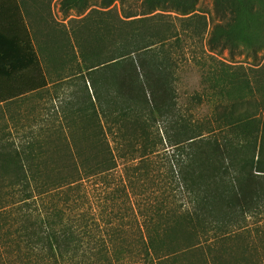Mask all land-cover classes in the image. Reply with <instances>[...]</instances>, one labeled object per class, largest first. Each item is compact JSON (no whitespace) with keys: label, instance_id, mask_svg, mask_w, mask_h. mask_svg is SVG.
<instances>
[{"label":"trees","instance_id":"trees-1","mask_svg":"<svg viewBox=\"0 0 264 264\" xmlns=\"http://www.w3.org/2000/svg\"><path fill=\"white\" fill-rule=\"evenodd\" d=\"M139 1L62 4L84 16L73 31L86 57L101 48L105 55L88 68V82L92 103L114 126L74 142L57 168L62 177L34 173L37 166L28 176L21 166L17 264H65L82 251L72 220L53 202L42 213L38 199L122 164L151 264H264V0ZM205 1L210 18L200 8ZM0 15L1 106L49 81L18 0H0ZM186 46L197 54L186 56ZM225 52L228 61L220 59ZM192 66L202 67L213 108L195 128L179 105L181 74ZM165 142L176 149L167 159Z\"/></svg>","mask_w":264,"mask_h":264},{"label":"rangeland","instance_id":"rangeland-1","mask_svg":"<svg viewBox=\"0 0 264 264\" xmlns=\"http://www.w3.org/2000/svg\"><path fill=\"white\" fill-rule=\"evenodd\" d=\"M63 2L23 0L26 22L49 85L44 90L0 106V264H17V212L24 190L21 166H26L28 176L32 175L31 166H37L40 172L34 173L62 177L65 172L59 173L57 168L67 163V152L74 142L85 143L82 136L89 129L103 128L108 133V127L114 126L108 121L110 118L104 117L100 105L92 103L93 90L88 82V68L91 64L103 63L105 55L102 48L94 50L95 58L86 57L82 52L73 30L85 26L79 22L84 16H78L74 11L67 14ZM200 8L210 15L209 18L212 17L211 2H202ZM99 18L93 15L91 20ZM183 50L189 58L197 54V49L189 51L188 46ZM173 52L179 53L180 50L174 49ZM88 58L94 61L90 63ZM220 59L230 60L229 53L225 52ZM242 60L236 58L235 61ZM201 69L192 66L184 68L181 74L179 105L182 114L192 118V128L197 127L198 122H209L213 113L207 87L202 83ZM105 77L98 79L103 96L110 88ZM73 137H77L76 141ZM108 140L112 137L109 136ZM160 149V156L164 159L176 153L167 142ZM45 166L53 170H44ZM32 191L41 194L39 187L33 186ZM52 202L57 204L65 220H72L76 236L74 246L83 251L65 264L153 262L142 220L126 183L124 164L71 187L43 194L38 199L42 213L51 210Z\"/></svg>","mask_w":264,"mask_h":264},{"label":"crops","instance_id":"crops-1","mask_svg":"<svg viewBox=\"0 0 264 264\" xmlns=\"http://www.w3.org/2000/svg\"><path fill=\"white\" fill-rule=\"evenodd\" d=\"M18 2L20 3V5L22 6V10H23V0H18ZM24 11V10H23ZM3 16V15H0Z\"/></svg>","mask_w":264,"mask_h":264}]
</instances>
